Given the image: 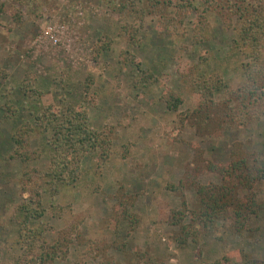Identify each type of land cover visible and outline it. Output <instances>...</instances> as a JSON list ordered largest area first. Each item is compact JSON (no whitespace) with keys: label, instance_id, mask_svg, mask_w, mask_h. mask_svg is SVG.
Segmentation results:
<instances>
[{"label":"rangeland","instance_id":"obj_1","mask_svg":"<svg viewBox=\"0 0 264 264\" xmlns=\"http://www.w3.org/2000/svg\"><path fill=\"white\" fill-rule=\"evenodd\" d=\"M119 1L0 0L6 8L0 16V262L22 253L13 221L17 208L40 199L43 217L33 222L48 241L78 223L81 241L101 247L96 251L73 241L67 260L57 264H99L105 258L115 264H264V183L245 190L235 178L227 179L233 193L223 211L199 218L202 200L208 201L200 192L222 184L215 169L226 168L233 152L264 169V117L252 121L238 115L242 121L221 129L216 118L199 125L192 114L200 108L199 97L181 75L199 64L201 53H209L203 71L228 86L209 105L226 102L234 109L238 102L229 93L243 84L245 54L231 51L232 36L223 35L214 13L208 17L209 43L193 46L191 18L179 30L162 33L157 19L147 17L137 23L138 48L129 50L120 29L135 26L137 19L117 13ZM106 36L113 41L108 51L101 49L102 42H110ZM22 82L44 93L43 105L80 106L89 125L111 142L106 162L87 155L77 183L54 196L44 187L38 188L39 197L23 193L22 174L46 170L49 158L42 154L22 162L14 154L27 147L11 148L21 124L4 122L1 109L18 108L22 101L28 108L36 100L30 93L22 96ZM169 92L179 97L176 111L166 107L163 97ZM26 113L21 111L22 122ZM39 142L29 151L39 150ZM237 202L244 205L239 222ZM181 212L182 222L173 225Z\"/></svg>","mask_w":264,"mask_h":264},{"label":"trees","instance_id":"obj_2","mask_svg":"<svg viewBox=\"0 0 264 264\" xmlns=\"http://www.w3.org/2000/svg\"><path fill=\"white\" fill-rule=\"evenodd\" d=\"M114 8L117 13L137 19L135 26L127 23L120 29L121 37L125 38V43L130 46L129 50L138 48L141 25L137 23L143 24L147 17L157 19V29L162 33L163 30H169L168 28L179 30L184 21L186 19L190 21L191 18L193 46L209 43L208 17L210 14H216L223 24L221 27L223 35L230 33L232 36L231 51L245 54L246 63L241 65L244 81L236 91L229 93L230 96H235L238 102L234 109L229 108L226 102L224 105L214 104L216 108L211 107L209 104L213 103V95L219 91L226 93L228 86L221 78L208 77L205 74L202 65L207 63L204 55L207 56L209 53H201L198 65L191 66L185 73L181 71L183 74L178 71L189 82V88L193 89L200 100L199 110H195L192 114L198 118L199 125H203L207 119L209 121L216 118V129H221L231 122H240L242 119L257 121V118L264 117V0H123L116 2ZM5 11V5H1L0 16L5 14ZM14 19L16 24L21 23L18 14ZM105 38L110 39V42H102L101 49L108 51L109 43L113 41L107 36ZM124 54L131 53L124 52ZM19 91L23 97H28L30 93L36 100L34 104H29L28 108L27 105L25 106L27 102L22 101L20 104L23 105L18 108L9 106L1 109L5 113L4 122L15 120L13 125L21 124L11 137V148L14 145L15 148L25 146L28 149L24 154L16 151L14 156L17 155L16 159L21 158L22 162L36 160L42 154H46L49 158V167L46 170L22 174L24 194L30 192L35 197H39L38 188L44 187L43 189H47L49 194L54 196L61 187L74 186L77 183L81 175V162L87 155L97 154L102 162L108 160L111 149L110 139L105 133L98 132L89 125L87 114L80 106L65 104V108L62 109L60 105H43L41 104L43 92L28 88L23 82L19 85ZM166 97L164 103L167 109L176 111L179 107V97L171 92L163 98ZM206 105L209 106L206 108ZM227 107L228 111L224 109ZM22 110L25 113L27 110V119L24 122L21 120L24 116L20 118ZM238 115H242L243 118ZM33 141H40L39 150L29 151L28 146ZM14 156L9 157L13 159ZM231 159L226 168L215 169V172L222 177V184L214 191L200 192L202 197L208 198L206 203L202 200L204 211L199 215L202 220L211 219L212 213L223 211L224 204L232 197V190L224 183L227 179L235 178L237 184L245 190L254 182L264 183V169L249 166L245 158L234 152L231 154ZM219 203H223V206ZM252 204L254 207H260L253 200ZM243 206L240 202L237 205L239 212L235 214L236 222L243 217L240 214L244 209ZM42 215L40 199H35L32 203H26L25 200L17 208L13 221L18 228L17 245L22 253L14 256L8 263L0 262V264H57L58 261L67 260L69 246L73 241H77L85 248L101 250L100 244L96 241L91 240L87 243L81 241L78 223L70 224L65 228L66 230L58 232L51 242L48 241L33 222L43 217ZM179 215L181 216L175 218L173 225L180 224L185 217L184 212ZM101 261L99 264H115L107 258Z\"/></svg>","mask_w":264,"mask_h":264}]
</instances>
